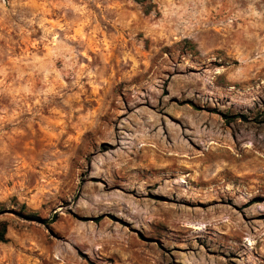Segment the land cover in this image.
<instances>
[{
  "label": "rangeland",
  "instance_id": "374dc122",
  "mask_svg": "<svg viewBox=\"0 0 264 264\" xmlns=\"http://www.w3.org/2000/svg\"><path fill=\"white\" fill-rule=\"evenodd\" d=\"M0 204V264H264V0H0Z\"/></svg>",
  "mask_w": 264,
  "mask_h": 264
},
{
  "label": "trees",
  "instance_id": "16d2710c",
  "mask_svg": "<svg viewBox=\"0 0 264 264\" xmlns=\"http://www.w3.org/2000/svg\"><path fill=\"white\" fill-rule=\"evenodd\" d=\"M7 212H10V211L6 209L2 204H0V241H3L5 239V234L7 231L8 222L3 217L4 214ZM16 214L23 219L37 220V221L41 220L34 213L30 212L29 210H26L25 205L22 203L19 205V209L18 211H16Z\"/></svg>",
  "mask_w": 264,
  "mask_h": 264
}]
</instances>
